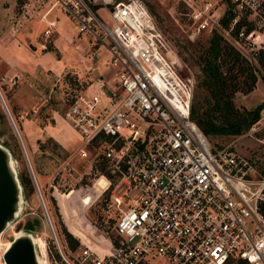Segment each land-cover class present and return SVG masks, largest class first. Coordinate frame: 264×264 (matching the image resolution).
<instances>
[{"label": "built area", "instance_id": "built-area-1", "mask_svg": "<svg viewBox=\"0 0 264 264\" xmlns=\"http://www.w3.org/2000/svg\"><path fill=\"white\" fill-rule=\"evenodd\" d=\"M45 1H26L19 22L32 17ZM183 1L197 30L219 25L218 31L264 79V0ZM51 3L62 6L80 32L103 40L92 23L104 30L118 76L114 89L92 81L71 96L62 113L81 137L79 157H91L95 150L94 162L102 154L116 176L112 184V178L100 173L91 185L79 188L93 194V200L78 196L90 207L110 190L106 210L114 213L110 220L117 241L90 222L85 226L88 236L71 232L80 241L76 248L66 246L64 253L57 243L61 258L55 264H227L234 258L264 264V173L237 148L213 146L191 117L194 77L184 72L186 63L145 2ZM94 4L111 5L112 24L97 16ZM227 10L228 25L221 26L216 19ZM46 24L42 32L49 36L56 20L48 18ZM263 129L264 107L242 134L264 143L263 136H256ZM66 164L54 171L52 191L66 184L61 171ZM98 177L106 184L94 193Z\"/></svg>", "mask_w": 264, "mask_h": 264}, {"label": "rangeland", "instance_id": "rangeland-1", "mask_svg": "<svg viewBox=\"0 0 264 264\" xmlns=\"http://www.w3.org/2000/svg\"><path fill=\"white\" fill-rule=\"evenodd\" d=\"M25 1L27 0H0V54L11 63L9 65L0 58V108L7 115V121L18 138L21 151L19 153L12 138H8V130L0 136V142L3 143V140L8 138L10 146H6L15 159V169L19 174L23 164L27 166L35 190L26 194L23 188L22 201L18 204L15 216L0 233V264H5L3 252L9 242L29 229L24 227L26 222L34 224L31 230L39 240L37 250L41 257L43 253L47 264H55V258H61L57 243L64 253H67L66 246L69 247L62 231L66 224L63 218L73 221L75 225H84L85 229L88 223L96 222V214L102 211V195L92 202L90 207L82 203L78 196L93 200V194H85L84 189L79 191V188L86 184L91 185L99 174L92 165L93 151L91 157L87 158H80L77 154V148L82 145L81 137L62 113L71 96L80 89H85L92 81L97 84L102 82L99 86L104 89H114L118 76L107 47L110 39L96 23L93 22L92 26L103 40L90 31L80 32L77 21L58 4L47 15L56 20L57 26L49 36H45L42 31L47 26L46 23L33 19L25 21L24 24L19 22ZM143 1L152 13L157 27L177 52L178 45L187 44L188 40L196 46L207 45L212 30L196 29L197 24L190 17L191 8L186 2ZM110 6L103 4L95 9L97 16L109 25L112 24L108 10ZM216 20L219 23V19ZM213 29L222 32L219 25H215ZM42 43H47L48 47L42 49ZM183 61L186 63L184 72L194 77L192 62L184 59ZM257 74L258 79L252 90L236 92L233 102L237 108H252L264 101V79L259 77L260 73ZM202 94V90L196 91V95ZM1 127L7 126L0 120ZM61 135L65 138L66 147L53 143L55 137ZM256 136L264 137V129L257 132ZM27 138L32 144L29 148ZM210 142L228 144L250 155L257 168L264 173V143H259L253 136H244L242 133L216 135L210 138ZM19 154L20 158H17ZM63 161H68V164L61 168L66 184L58 187L67 194L64 200L68 214L65 215L62 210L64 217L60 212L62 206L58 205L52 194V187L48 184V180H51L54 171ZM36 221L38 223H35ZM84 232L86 230L79 231L75 226V234L83 235ZM90 237L94 238L91 235Z\"/></svg>", "mask_w": 264, "mask_h": 264}, {"label": "trees", "instance_id": "trees-1", "mask_svg": "<svg viewBox=\"0 0 264 264\" xmlns=\"http://www.w3.org/2000/svg\"><path fill=\"white\" fill-rule=\"evenodd\" d=\"M226 1L229 3V0ZM99 6L98 4L93 5L94 8ZM229 18L230 13L227 10L219 18L220 25L227 26ZM187 42V44H179L177 49L179 55L184 60L192 62L191 65L194 69L195 87L191 103V117L209 139L216 135H239L243 133L253 122L259 119L260 111L264 107V101L252 108L239 109L234 105L233 98L238 91L248 92L254 88L258 79L256 66L242 56L216 29H212L211 35L207 40V45L205 46L193 45L189 40ZM197 90H202L203 94L201 96L196 95ZM11 112H13L12 109ZM0 120L7 126L6 128H0V136L8 130V138H12L14 147H16L20 153L21 150L18 138L7 121V115L1 108ZM8 138L3 140V144L10 146ZM49 139L52 140V138ZM53 143L60 145L55 140H53ZM218 145L219 144H213V146ZM93 152L95 153V150H93ZM99 156L100 158L93 163L94 167L98 170V174L102 173L108 178H112L111 181L113 184V180L115 179L113 177L116 176L112 173L107 159L102 157V154ZM17 158H20V154ZM19 178L25 193H33L35 184L25 164H23V167L19 170ZM105 184L106 179L104 177H98L93 186L94 193L100 192V189ZM109 193V189L104 191L102 199L100 200L102 211L96 214L95 219H91H94L96 221L94 224H97L104 233L112 237L116 242L118 237L114 233L112 220H110L111 214L114 213L110 210H106V202H108ZM66 195L67 194L64 193H58L59 203L65 215L68 214L66 201L64 200ZM35 223H38V221ZM67 223L69 230L73 233H75V226L78 227L79 231L85 230L80 224H73V221L69 220ZM24 227L33 229L34 224L32 222H26ZM69 230L65 225L63 226L62 231L66 241L71 248H76L79 245V239ZM86 233L87 232H84L83 235H86ZM227 264H247V261L242 258H234Z\"/></svg>", "mask_w": 264, "mask_h": 264}, {"label": "water", "instance_id": "water-1", "mask_svg": "<svg viewBox=\"0 0 264 264\" xmlns=\"http://www.w3.org/2000/svg\"><path fill=\"white\" fill-rule=\"evenodd\" d=\"M11 150L0 142V233L15 216L23 196V186L14 167ZM31 229L14 237L3 252L5 264H41Z\"/></svg>", "mask_w": 264, "mask_h": 264}, {"label": "crops", "instance_id": "crops-1", "mask_svg": "<svg viewBox=\"0 0 264 264\" xmlns=\"http://www.w3.org/2000/svg\"><path fill=\"white\" fill-rule=\"evenodd\" d=\"M27 1H30V0H27ZM51 1L52 0H46L45 2H44V4L39 8V9H37L36 10V12L34 13V15L32 16V17H29L28 19H23L22 20V22H23V24L25 23V21L24 20H26V21H29V20H31V19H33V20H37L38 22H44V23H46V20L49 18L47 15H48V13L49 12H51L54 8H55V6H58V4H52L51 3ZM26 2V1H25ZM46 11H48V13L46 14V17H41ZM22 16H23V13H21L20 14V18H19V20H21L22 19ZM0 58L1 59H3L6 63H8L9 65H11V63L5 58V57H3V55L2 54H0ZM53 137V136H52ZM64 136L63 135H61V137H55V140L61 145V146H64V147H66L65 146V144H64ZM27 141L29 142L28 143V148H29V146H31L32 144L30 143V139L29 138H27ZM38 141V140H37ZM31 150L33 151V149L31 148ZM32 171H33V169H32ZM49 180H48V184H49ZM58 193L59 194H61V193H64V192H62V191H59V190H55V191H52V194H53V196L55 197V199L57 200V202H58V205H60L61 206V204L59 203V198H58ZM65 194V193H64ZM66 197H67V195H66ZM59 206V207H60ZM60 212L62 213V209L60 208ZM62 216L64 217V215H63V213H62ZM64 219V221H65V225H67V227H68V223H67V221L65 220L66 218L64 217L63 218Z\"/></svg>", "mask_w": 264, "mask_h": 264}, {"label": "bare ground", "instance_id": "bare-ground-1", "mask_svg": "<svg viewBox=\"0 0 264 264\" xmlns=\"http://www.w3.org/2000/svg\"><path fill=\"white\" fill-rule=\"evenodd\" d=\"M38 241H39L38 238H35V242H36V244H39ZM37 242H38V243H37ZM39 255H40V254H39ZM39 261H40L41 264H47V263L45 262V260L43 259V253H42V257H41V255L39 256Z\"/></svg>", "mask_w": 264, "mask_h": 264}]
</instances>
